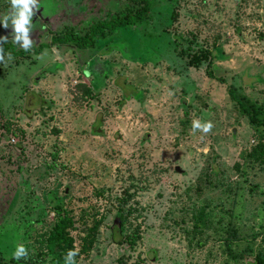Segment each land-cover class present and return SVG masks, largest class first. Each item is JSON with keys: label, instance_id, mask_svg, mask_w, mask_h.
Listing matches in <instances>:
<instances>
[{"label": "rangeland", "instance_id": "rangeland-1", "mask_svg": "<svg viewBox=\"0 0 264 264\" xmlns=\"http://www.w3.org/2000/svg\"><path fill=\"white\" fill-rule=\"evenodd\" d=\"M150 3L145 20L96 35L92 48L56 43L11 61L4 52V264H65L67 253L44 245L56 205L76 264H250L264 254V0ZM138 6L41 0L30 37L36 46L82 34ZM10 7L0 0V18ZM12 35L0 24V43L20 48ZM194 120L214 127L193 132ZM18 244L27 260L11 259Z\"/></svg>", "mask_w": 264, "mask_h": 264}, {"label": "trees", "instance_id": "trees-1", "mask_svg": "<svg viewBox=\"0 0 264 264\" xmlns=\"http://www.w3.org/2000/svg\"><path fill=\"white\" fill-rule=\"evenodd\" d=\"M138 1L139 6L133 11H128L124 14H113L105 20H101L90 25L89 29L82 34L71 29L62 32L61 34H52L47 42H40L36 46H33L30 51L38 54L43 48H47L56 43H71L78 48H92L94 44V37L96 35L102 36L105 34V32L112 30L116 26L131 25L145 20L151 6L150 0ZM2 47L4 52L7 51L14 56H23L30 52L24 51L22 48L16 49L15 46L11 44H2ZM204 55L205 54L203 52L200 54H192L190 63L197 65L200 57H204ZM228 91L231 96V90L228 89ZM238 104L241 109L246 111L248 119L252 124L259 123V120L254 116L256 114V109L253 107L245 109L241 103ZM53 210L55 220L46 236L44 245L46 250L49 252L56 251L58 254H66L72 247V238L67 232V228L69 227V219L67 218L61 206L56 205L54 206ZM95 228L96 226L94 225L93 230ZM0 264L4 263L0 261ZM250 264H264V254L259 255L256 253Z\"/></svg>", "mask_w": 264, "mask_h": 264}, {"label": "clouds", "instance_id": "clouds-1", "mask_svg": "<svg viewBox=\"0 0 264 264\" xmlns=\"http://www.w3.org/2000/svg\"><path fill=\"white\" fill-rule=\"evenodd\" d=\"M10 3V10L2 18H0V24L5 28L11 23L13 29L12 41L20 46L24 51H30L33 47V39L30 37V31L33 28L32 17L35 15V11L41 6V0H8ZM7 37H0V41L7 42ZM3 43H0V63L6 64L7 61L13 59L11 53L5 60ZM86 75L90 73L86 72ZM214 124L211 121L201 122L200 120H194L192 122V130L196 132L201 131L204 134H208L213 129ZM79 254V249L69 250L65 256V264H76V257ZM29 258L28 249L24 244H18L11 255V259L16 261L27 260Z\"/></svg>", "mask_w": 264, "mask_h": 264}, {"label": "water", "instance_id": "water-1", "mask_svg": "<svg viewBox=\"0 0 264 264\" xmlns=\"http://www.w3.org/2000/svg\"><path fill=\"white\" fill-rule=\"evenodd\" d=\"M231 131H234V128H232V130ZM174 170H176V171H179L180 169H179V167L178 166H174Z\"/></svg>", "mask_w": 264, "mask_h": 264}, {"label": "built area", "instance_id": "built-area-1", "mask_svg": "<svg viewBox=\"0 0 264 264\" xmlns=\"http://www.w3.org/2000/svg\"><path fill=\"white\" fill-rule=\"evenodd\" d=\"M11 140L13 141V139L11 138Z\"/></svg>", "mask_w": 264, "mask_h": 264}, {"label": "crops", "instance_id": "crops-1", "mask_svg": "<svg viewBox=\"0 0 264 264\" xmlns=\"http://www.w3.org/2000/svg\"><path fill=\"white\" fill-rule=\"evenodd\" d=\"M80 62V61H79ZM78 65V64H77ZM79 67V66H78ZM85 73V72H84Z\"/></svg>", "mask_w": 264, "mask_h": 264}]
</instances>
